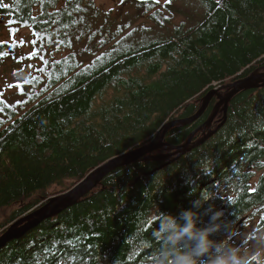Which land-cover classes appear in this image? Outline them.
Segmentation results:
<instances>
[{
	"label": "trees",
	"instance_id": "obj_1",
	"mask_svg": "<svg viewBox=\"0 0 264 264\" xmlns=\"http://www.w3.org/2000/svg\"><path fill=\"white\" fill-rule=\"evenodd\" d=\"M199 1L204 13L195 25L134 49L118 39L122 29L112 28L95 0H0L2 23L13 34L28 28L43 63L24 101L1 106L8 119L0 124V212L26 204L3 228L36 207L28 200L45 203L53 185L70 180L71 189L107 160L150 142L165 123L192 117L212 89L264 73V0ZM139 4L151 10L157 2ZM8 54L0 44V65ZM217 103L214 97L200 118L172 128L164 142L183 145ZM223 120L220 108L210 129L193 137L210 133L204 143L168 165L143 161L109 173L75 206L1 249L0 264H155L158 211L178 217L214 205L235 230L241 217L264 207V86L236 94ZM169 153L163 147L154 157ZM203 193L212 196L194 207ZM208 220L203 215L198 226Z\"/></svg>",
	"mask_w": 264,
	"mask_h": 264
},
{
	"label": "rangeland",
	"instance_id": "obj_2",
	"mask_svg": "<svg viewBox=\"0 0 264 264\" xmlns=\"http://www.w3.org/2000/svg\"><path fill=\"white\" fill-rule=\"evenodd\" d=\"M140 1H153L157 2V5L155 4L156 6H153L150 10L141 6L139 4ZM95 3L101 11L110 13V21L114 24L112 27L114 30L117 27L122 29V32L117 36L118 39H123L132 45L134 49L149 42H163V40L172 37L180 26L188 29L195 25L204 13L199 0H95ZM98 24L100 25L101 22ZM11 29L12 27L9 24H0V44L6 43L9 46V54L2 60L3 62L0 65V124L8 119V117L6 118L1 114L3 110L1 106H12L14 103L23 102L24 94L33 87L34 79L41 77L43 66L42 61H40V55L30 56L31 53L35 52L37 44L33 43L35 39L28 28L19 29L14 34ZM76 52L78 54L84 52L83 47L79 46ZM55 57L58 56L55 55ZM85 58L84 53H81L80 59L85 61ZM162 70L164 71V68ZM132 76L147 78L145 70H134ZM111 97V92L105 95L107 99ZM96 105L99 106L100 102H96ZM16 112L19 113V110ZM172 152L170 151L166 155L169 156L167 159L173 160L177 156L171 155ZM154 153L149 155V157L157 161L163 160V156L161 158L154 157ZM151 158L146 161H153ZM260 174H262L261 171L255 174L250 184L251 191L255 189L258 178L261 176ZM72 184L73 181L65 180L62 184L50 187L44 195L49 196L48 199H50L57 196L60 192L70 189ZM42 197L43 195L41 194L34 198L40 200ZM34 201H27L31 206H36L33 210L44 204L43 200L39 204V201L36 203ZM23 205H14L0 212V225L2 226L0 233L18 222L15 221L11 225L7 224V227L3 228L14 212ZM55 218L52 219L54 220ZM225 239L242 249L243 254L247 257L248 264L254 261H261L264 258V207L256 209L252 215L241 217L234 234L230 233Z\"/></svg>",
	"mask_w": 264,
	"mask_h": 264
},
{
	"label": "water",
	"instance_id": "obj_3",
	"mask_svg": "<svg viewBox=\"0 0 264 264\" xmlns=\"http://www.w3.org/2000/svg\"><path fill=\"white\" fill-rule=\"evenodd\" d=\"M0 24L2 21L0 19ZM264 86V73L260 70L254 71L247 77L238 79L232 83L219 86L215 89L209 91L202 99L201 106L199 110L190 118L172 120L165 123L160 130L154 135L152 140L142 146L130 149L125 153L113 157L106 164L99 166L89 174H87L80 182L74 185L71 189L62 193L60 195L51 197L46 200L43 205L35 210H32L27 214V216L21 218L14 224V226L8 228L0 236V250L5 248L8 244L14 241L22 239L27 233L34 230L38 225H40L45 220L52 219L60 215L63 211L70 207L75 206L81 199L86 197L90 192H92L102 181V179L109 173L137 162H143L150 159L149 155L156 152L161 147H168L170 151H173L171 155H177L173 160H169L164 165L172 163L174 160L179 159L181 155L185 152L190 151L194 148L199 147L204 141L210 136V133L202 137L199 141L193 142L194 135L203 128H209L212 121L217 115L220 108L223 110V118L226 119L227 106L230 100L238 93L242 91L255 90L259 87ZM227 90V93L222 96L220 91ZM216 97L218 103L215 107V112L208 122L204 123L202 126L198 127L192 136L187 140V142L181 146H168L164 142L167 133L176 126L189 125L194 123L201 115L205 112L207 106L211 100ZM223 120V121H224ZM221 123L219 127L222 125ZM192 144V145H191ZM169 156L163 157L167 159ZM153 159V158H151ZM153 161H157L153 159Z\"/></svg>",
	"mask_w": 264,
	"mask_h": 264
},
{
	"label": "clouds",
	"instance_id": "obj_4",
	"mask_svg": "<svg viewBox=\"0 0 264 264\" xmlns=\"http://www.w3.org/2000/svg\"><path fill=\"white\" fill-rule=\"evenodd\" d=\"M212 195L202 194L194 207H202ZM203 215H208L206 226H198ZM225 213L209 205L203 213L184 210L179 216L158 211L160 225L155 236L161 241L155 264H248L242 249L228 239L216 241L210 237L221 229L232 230V222L221 220Z\"/></svg>",
	"mask_w": 264,
	"mask_h": 264
},
{
	"label": "flooded vegetation",
	"instance_id": "obj_5",
	"mask_svg": "<svg viewBox=\"0 0 264 264\" xmlns=\"http://www.w3.org/2000/svg\"><path fill=\"white\" fill-rule=\"evenodd\" d=\"M250 264H264V258L261 260V261H254V262H251Z\"/></svg>",
	"mask_w": 264,
	"mask_h": 264
},
{
	"label": "bare ground",
	"instance_id": "obj_6",
	"mask_svg": "<svg viewBox=\"0 0 264 264\" xmlns=\"http://www.w3.org/2000/svg\"><path fill=\"white\" fill-rule=\"evenodd\" d=\"M192 144H193V143H192ZM192 144H191V145H192ZM141 146H142V145H141ZM187 152H188V151H187ZM187 152H185L184 154H186ZM184 154H183V155H184ZM151 155H152V154H151ZM183 155H181V156H183ZM181 156H180V157H181ZM180 157H179V158H180ZM111 159H112V158H111ZM111 159H109V160H111ZM109 160H107L106 162H104L102 165L106 164ZM102 165H100V166H102ZM91 172H92V171H91Z\"/></svg>",
	"mask_w": 264,
	"mask_h": 264
},
{
	"label": "snow or ice",
	"instance_id": "obj_7",
	"mask_svg": "<svg viewBox=\"0 0 264 264\" xmlns=\"http://www.w3.org/2000/svg\"><path fill=\"white\" fill-rule=\"evenodd\" d=\"M36 54H37L36 52H33V53L30 54V56H34V55H36Z\"/></svg>",
	"mask_w": 264,
	"mask_h": 264
}]
</instances>
